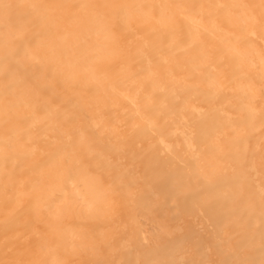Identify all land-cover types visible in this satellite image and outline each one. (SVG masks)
I'll return each mask as SVG.
<instances>
[{
	"label": "bare ground",
	"instance_id": "obj_1",
	"mask_svg": "<svg viewBox=\"0 0 264 264\" xmlns=\"http://www.w3.org/2000/svg\"><path fill=\"white\" fill-rule=\"evenodd\" d=\"M0 264H264V0H0Z\"/></svg>",
	"mask_w": 264,
	"mask_h": 264
}]
</instances>
